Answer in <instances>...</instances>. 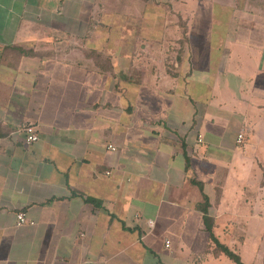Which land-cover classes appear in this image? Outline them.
I'll use <instances>...</instances> for the list:
<instances>
[{"label":"crops","instance_id":"obj_1","mask_svg":"<svg viewBox=\"0 0 264 264\" xmlns=\"http://www.w3.org/2000/svg\"><path fill=\"white\" fill-rule=\"evenodd\" d=\"M0 49V264H219L206 221L264 217L224 186L264 189V0H0Z\"/></svg>","mask_w":264,"mask_h":264},{"label":"rangeland","instance_id":"obj_2","mask_svg":"<svg viewBox=\"0 0 264 264\" xmlns=\"http://www.w3.org/2000/svg\"><path fill=\"white\" fill-rule=\"evenodd\" d=\"M251 51L253 54H256V50ZM254 63H256V65L254 66L259 65L257 64V62ZM261 70H264V65L262 66ZM255 79L257 80V77ZM258 80L259 81L257 83L259 84L260 79ZM227 82L233 87L237 84L234 80H227ZM238 83L245 84V82L241 80ZM253 84L254 82L252 83V85ZM247 85L250 84L247 82ZM262 99H264V95ZM262 124L263 123H258L256 125V133L253 137L252 143L255 147L259 148V152H254V155L256 156V162L262 164V172H264V127L261 126ZM246 147L248 148V151L252 150L251 148H255L252 147V144L250 145L249 143L246 145ZM262 180L264 181V177L262 178ZM229 181L231 182H229L228 185L224 184V186H227V191L225 192V202L228 203V206L230 208L238 212H247L248 214H250L252 210L256 211V213L259 212V209L262 207L261 210H263L264 213V189H261V192H256L257 187L255 188L253 185H255V183H257L259 180L255 177L254 174L250 176L247 175L242 181L241 185L235 183L236 180L233 178H230ZM234 221L236 223L232 226H229V228L231 229V235H229L228 238L231 240L230 242H228V245H230L234 250H236L235 247H240L241 255L244 256V259L247 263H252L257 259V262L259 264H264V217H243L239 219L236 218ZM207 239L209 240V238ZM210 239L211 244L216 243L213 238ZM204 240L205 239H196V241H198V244H201ZM153 247L156 248V245H154ZM181 248H184L183 243L180 246V250H183ZM222 256L223 259L220 260L219 264H232L229 258H226L225 255Z\"/></svg>","mask_w":264,"mask_h":264},{"label":"trees","instance_id":"obj_3","mask_svg":"<svg viewBox=\"0 0 264 264\" xmlns=\"http://www.w3.org/2000/svg\"><path fill=\"white\" fill-rule=\"evenodd\" d=\"M95 23L96 22L94 20H92L90 22L89 32L95 28ZM4 49L5 50H4V53L2 55L5 57V59L8 61V63L12 66H16L23 56L36 54V52L31 50V49H26L24 47H20L17 45H5ZM205 200L208 201L207 196H205ZM210 221H211L210 219H208L206 221V228H207L208 232L211 234L212 238L216 242L215 243V245H216L215 251L225 254L229 258V260L231 261L232 264H249L243 260L242 256L237 251V249L234 250V249L230 248L227 244L222 243L220 240H218L216 238V236L214 235V232H213L214 225ZM250 264H259V263L254 262V263H250Z\"/></svg>","mask_w":264,"mask_h":264},{"label":"built area","instance_id":"obj_4","mask_svg":"<svg viewBox=\"0 0 264 264\" xmlns=\"http://www.w3.org/2000/svg\"><path fill=\"white\" fill-rule=\"evenodd\" d=\"M24 131L26 132V142L27 143H32L39 139L37 128L33 122H27L26 124H24ZM243 138H244V135L240 133L238 135V142L241 143L243 141ZM110 147L114 148V146L112 145ZM17 218H18L19 225L24 224L27 221V214L24 211H20L17 214ZM31 223H34V222H31ZM150 223L152 224L153 221H151ZM166 246L171 247L170 240H166Z\"/></svg>","mask_w":264,"mask_h":264}]
</instances>
